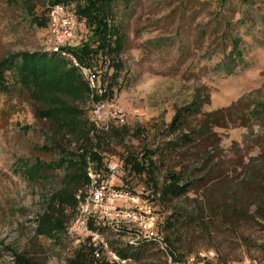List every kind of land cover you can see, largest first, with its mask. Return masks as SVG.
Listing matches in <instances>:
<instances>
[{
	"label": "rangeland",
	"instance_id": "obj_1",
	"mask_svg": "<svg viewBox=\"0 0 264 264\" xmlns=\"http://www.w3.org/2000/svg\"><path fill=\"white\" fill-rule=\"evenodd\" d=\"M112 6L123 40L113 102L125 122L101 135L106 161L121 165L111 184L156 199L162 227L168 218L173 223L163 230L179 263L264 264V120L250 116L264 105V0H116ZM45 9L46 0H0V60L44 51L46 31L35 17ZM89 35L79 23L74 43ZM235 42L240 55L232 53ZM195 100L199 112L179 133L169 132L176 109ZM82 109L90 123L87 103ZM184 134L188 144H170ZM62 138L35 118L27 93L15 86L0 92V264H13L11 252L67 264L85 241L67 230L55 238L35 233L49 198L64 184L55 142L68 151L74 145ZM147 152H154L146 159L153 163L152 180L124 165L126 156L142 159ZM37 161L51 167L27 177L23 164ZM172 174L190 189L161 202L155 191ZM103 238L113 251L127 241L109 230ZM102 257L111 259L106 251ZM120 261L169 264L153 246L138 260Z\"/></svg>",
	"mask_w": 264,
	"mask_h": 264
},
{
	"label": "trees",
	"instance_id": "obj_2",
	"mask_svg": "<svg viewBox=\"0 0 264 264\" xmlns=\"http://www.w3.org/2000/svg\"><path fill=\"white\" fill-rule=\"evenodd\" d=\"M34 0H23L30 4ZM116 0H46L45 14L35 17L36 24L45 28L49 22V12L52 7L61 5L71 10L79 23L84 24L90 31L86 40H82L74 47L66 48L78 65L93 67L100 71V85L104 91L98 96L94 89L89 87L78 67L65 57L60 51H34L10 53L0 60V92H8L9 86H15L27 93L31 103L33 114L36 119L47 122L53 129L55 137L69 136L73 139L72 151L65 149L61 141L57 139L55 148L60 157L56 166L64 171V184L48 200L44 212L38 217L35 233L45 238H55L66 232L67 224L74 219L77 213L76 192L83 189L88 183L86 168L92 163L97 171L106 172V159L101 153V135L109 132L100 129L93 121L90 123L83 118L82 105L89 103L91 98L96 102L101 100L113 101L115 97V86L120 70L117 56L122 49V34L117 25L113 13V3ZM237 51V43L233 45L232 53ZM115 69V71H113ZM7 74L11 76L9 84ZM200 102L195 100L187 106L176 109L167 130L171 133H179L186 124L187 119L199 112ZM250 116L258 120H264V105L259 109H253ZM62 138V139H63ZM190 142L189 134L179 135L176 142L170 143L176 146H185ZM147 152L139 159L128 155L124 159L125 167H129L136 174H146L152 180L153 166L147 161ZM51 165L37 161L34 165L23 164L22 171L27 177H33L40 172L50 168ZM134 195L126 188H117ZM189 183L181 184L180 178L172 174L161 189L155 191L157 200L161 202L179 198L188 193ZM152 203L156 200L153 196L148 197ZM67 210L69 213H67ZM173 226L171 219H166L165 225L159 223V229L164 235V230ZM91 231L103 235L104 230L111 231L116 236H128L134 234L124 228L113 231L107 226L98 224L92 220L88 222ZM165 242L172 261L178 264V257H173L170 249V240L165 236ZM153 246L152 240L141 239L136 244L125 243L124 248L112 250L121 261L138 260L142 249ZM158 250V249H157ZM160 253L161 251L158 250ZM97 252L98 256L95 255ZM104 251L101 247H94L90 243V237L77 248L67 264H118L110 262L102 257ZM13 264H41L38 260L24 253L11 252Z\"/></svg>",
	"mask_w": 264,
	"mask_h": 264
},
{
	"label": "built area",
	"instance_id": "obj_3",
	"mask_svg": "<svg viewBox=\"0 0 264 264\" xmlns=\"http://www.w3.org/2000/svg\"><path fill=\"white\" fill-rule=\"evenodd\" d=\"M78 25L77 17L71 10L61 5L52 7L45 29L47 41L44 51L62 52L79 68L89 87L94 89L98 96H101L104 89L99 82L100 71L93 67L78 65L73 56L65 50L77 45L74 43V38ZM113 101L96 102L92 98L90 100V119L100 129L107 130L113 124L123 125L125 122L124 111ZM105 168L106 172L97 171L92 163H88L86 168L88 183L83 189L76 192L77 213L67 228V233L71 236L90 237V243L94 247L99 246L110 255L111 259H107L108 261L119 263V258L108 250L103 235L91 231L88 222L92 220L113 231L124 228L134 232V234L124 237L127 243L136 244L141 239L152 240L156 243L157 249L166 256L169 264H178L172 261L168 252L165 237L159 229V215L155 211L153 203L146 198L121 191L111 184L121 172V165L117 161H106ZM119 199L126 200L130 205L128 207L120 206ZM95 255L98 256L97 252Z\"/></svg>",
	"mask_w": 264,
	"mask_h": 264
}]
</instances>
